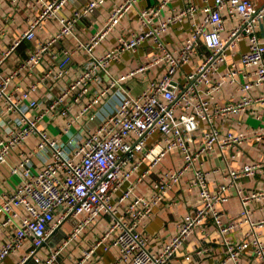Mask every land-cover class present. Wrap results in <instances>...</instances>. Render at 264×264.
Masks as SVG:
<instances>
[{
	"label": "built area",
	"instance_id": "2783aa9c",
	"mask_svg": "<svg viewBox=\"0 0 264 264\" xmlns=\"http://www.w3.org/2000/svg\"><path fill=\"white\" fill-rule=\"evenodd\" d=\"M68 1L0 0V7L27 2L37 9L27 28L1 45L0 167L10 188L0 191V264L21 250L26 254L17 264L29 258L56 264L70 243L99 222L105 223L102 230L73 264H84L99 250L115 252L112 264H172L197 234L203 244L184 260L204 258L211 253L209 226L225 254L215 264H264V220L254 221L246 209L264 191L237 186L264 173V161L228 167L222 180L218 168L202 161L212 154L227 165L228 150L238 158L237 150L264 141V2L156 0L139 6L141 0H117L100 29L82 39L78 22L107 0H88L66 15ZM133 9L138 27L128 31L123 21ZM55 18L54 34L9 67L20 44L34 41L37 30ZM112 34V45L98 54ZM70 37L73 43L54 51ZM141 48L145 55L136 67L111 71L123 54ZM83 52L86 61H73ZM135 80L144 83L136 94L128 86ZM249 117L258 125L245 129ZM170 154L179 157V166L158 170ZM177 188L195 194L196 205L159 246L146 227ZM232 188L244 208L239 218L221 208ZM68 221L66 238L43 253ZM243 224L249 226L243 238L229 240ZM247 250L252 259L245 263Z\"/></svg>",
	"mask_w": 264,
	"mask_h": 264
},
{
	"label": "crops",
	"instance_id": "0c3cea01",
	"mask_svg": "<svg viewBox=\"0 0 264 264\" xmlns=\"http://www.w3.org/2000/svg\"><path fill=\"white\" fill-rule=\"evenodd\" d=\"M88 0H69L66 6L63 9L64 14L70 15L72 14L77 8L85 4ZM117 0H107L106 4L98 9L94 14L89 16V18H82L78 22L76 35L82 39H87L90 34L96 32L100 29L103 23L106 20V16L113 6V4ZM259 2H264L260 1ZM156 0H141L139 6H148L155 3ZM174 5H181L182 1L178 0L173 3ZM37 13V9H33L31 5L27 2H21L17 7L12 6L8 2H5L0 7V55L3 49L1 45L5 42L11 41L15 39L22 31H24L28 23L35 17ZM136 9H133L127 16V19L123 21L125 27L129 30L136 29L138 27V23L135 17ZM58 21L57 19H51L50 21L46 22L41 29L37 30L36 32V39L34 41H26L22 42L18 49L15 52V55L11 61H9L8 66L14 67L16 63L22 59H24L28 53L34 51V49L38 46L39 42L44 41L51 37L54 32L58 29ZM261 35L264 37V21L261 24ZM115 35H110L103 44H101L97 49L96 52L98 54L103 53L106 51L114 42ZM67 42L73 43L74 40L72 38H68L60 43L59 46L54 47V51L59 52L61 46L64 44H68ZM75 44H73V47ZM243 47L244 44H242ZM145 49L141 48L138 52L133 54H123L119 61L113 62L111 64L110 69L113 73H121L129 69L130 67H136L144 58ZM87 55L83 52L82 54H78L73 61L77 63H82L86 61ZM40 69V68H39ZM187 70L190 68H186ZM39 74V73H38ZM143 82L140 81H130L129 85L132 89L134 94L140 92L141 88L143 87ZM44 90V89H43ZM225 93V98L227 94ZM225 125L231 127L230 123L223 122ZM258 125V122L253 118L249 117L245 119L244 127L245 129H249L250 127H255ZM260 149H259V148ZM235 150H228L225 153V158L227 160V165L223 162L219 161V157H214L212 154L207 156H203V163L206 168H218L219 173L217 174V179L222 180L225 174L227 173V168H237L240 165L245 164L246 162H251L253 160L256 161H264V141L263 143L256 145L255 143H250L246 145L243 150H237L236 155L238 158H232ZM180 164V160L178 156H174L173 154L169 155V158L166 159L165 164L158 168V170H164L165 168L169 167H178ZM6 172L2 170L0 167V182L1 186L0 191L10 188L6 185ZM238 188L241 189L243 192H253V191H264V173H259L254 177L242 178L239 180L237 184ZM145 188L142 187L140 192ZM184 190H179L178 188L173 190V192L169 193L167 196V204L155 209V212L152 218L148 221V225L146 227V232L149 236L157 235L160 243L157 245H161L168 241L171 236L176 232V224L178 220L189 210L193 209L196 205V198L195 194L189 193ZM182 194H185L183 196ZM230 198L227 203L221 205V208L226 210L227 214L232 217H240L241 211L244 209L240 197L237 193V189L232 188L229 192ZM193 195V196H192ZM169 201H173L171 205H169ZM249 209L252 212V219L254 221L264 220V198L260 200L252 201L249 204ZM72 225L71 221L66 222ZM63 224L62 229L58 231L54 236L47 240L44 247L41 251H46L47 249L54 247L55 244L59 243L63 238H66L67 233L69 232L68 226ZM104 222H99L93 230L86 232L84 235L79 237L77 241L70 243L62 252L57 259L56 264H73L79 258H81L83 254V250L87 249L89 244H91L99 230H102L104 226ZM249 226L247 224H243L238 230L231 233L228 236V239L231 241H238L239 239L243 238ZM261 239L264 241V225L259 230ZM156 244V243H154ZM203 244L202 236L197 234L190 240L187 241L185 247L177 252V254L172 258V264H215L217 261L224 257V248L221 245V238L218 235L217 231L214 227H207V244L211 246V253L204 257V258H197L193 257L191 261L184 260V254L191 251L195 245ZM151 245H153V241H151ZM72 247V251L69 252L68 255L64 252L68 247ZM23 251L22 256H20L19 261H14L10 256L8 257L3 264H17L26 254L25 250ZM115 252H103L99 250L91 259L87 260L84 264H112L115 260ZM252 259L251 250H247L243 256V261L247 263ZM24 264H36L35 261L29 258Z\"/></svg>",
	"mask_w": 264,
	"mask_h": 264
},
{
	"label": "rangeland",
	"instance_id": "374dc122",
	"mask_svg": "<svg viewBox=\"0 0 264 264\" xmlns=\"http://www.w3.org/2000/svg\"><path fill=\"white\" fill-rule=\"evenodd\" d=\"M260 1H264V0H260ZM167 158H169V155L166 157V159H167ZM166 159L162 162V164L160 165V167H162V166L165 164ZM171 192H173V191H170V193H171ZM65 226H68L69 230L71 229L70 224L66 223ZM139 231L142 232V228H139ZM69 252H70V253L73 252L71 246L68 247L64 253L68 255ZM40 253L42 254V252H40ZM22 254H23V251H20V252H18L17 254L13 255L11 258H12L14 261H19V258H20V256H22ZM73 254H74V252H73Z\"/></svg>",
	"mask_w": 264,
	"mask_h": 264
}]
</instances>
